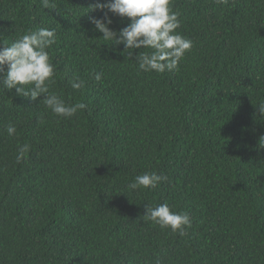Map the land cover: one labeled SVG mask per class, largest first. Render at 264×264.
<instances>
[{
    "label": "trees",
    "instance_id": "obj_1",
    "mask_svg": "<svg viewBox=\"0 0 264 264\" xmlns=\"http://www.w3.org/2000/svg\"><path fill=\"white\" fill-rule=\"evenodd\" d=\"M105 2L0 0V47L55 29L50 91L86 105L57 117L0 87V264H264V0H171L193 46L164 73L94 29ZM145 172L167 180L129 190ZM163 203L189 214L183 236L144 220Z\"/></svg>",
    "mask_w": 264,
    "mask_h": 264
},
{
    "label": "clouds",
    "instance_id": "obj_2",
    "mask_svg": "<svg viewBox=\"0 0 264 264\" xmlns=\"http://www.w3.org/2000/svg\"><path fill=\"white\" fill-rule=\"evenodd\" d=\"M44 9L54 8L52 0H40ZM100 10L101 18L89 17L94 29L102 33L106 42L111 45H123L127 58L135 57L138 69L143 72H172L179 67L185 53L191 51L193 41L179 32L181 26L179 13L173 11L171 0H106L97 3L92 10ZM127 19V26L118 31L110 28L113 23L109 16ZM56 42L55 29L39 28L19 36L10 46L0 47V87L15 89L16 94L35 101L43 96L47 109L57 117L71 118L78 110L86 108L83 102L67 104L58 94L50 91L55 67L52 64L48 49ZM139 51L134 55V50ZM125 56V55H124ZM102 73H95V80H101ZM73 89H80L84 81L74 77L71 81ZM260 117H264V103L258 105ZM5 131L9 137L16 134L14 124L9 123ZM264 145V135L259 139ZM31 146L24 144L18 147L16 162L26 158ZM167 177L155 172H145L134 178L128 189L135 191L141 188H156ZM144 220L159 225L162 229H170L183 236L186 227L191 226L187 212H174L167 203L147 206Z\"/></svg>",
    "mask_w": 264,
    "mask_h": 264
}]
</instances>
